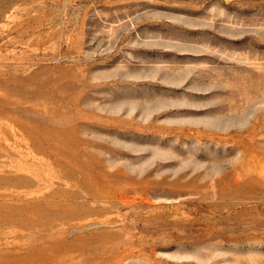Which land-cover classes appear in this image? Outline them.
<instances>
[{
  "label": "rangeland",
  "instance_id": "1",
  "mask_svg": "<svg viewBox=\"0 0 264 264\" xmlns=\"http://www.w3.org/2000/svg\"><path fill=\"white\" fill-rule=\"evenodd\" d=\"M0 264H264V0H0Z\"/></svg>",
  "mask_w": 264,
  "mask_h": 264
}]
</instances>
